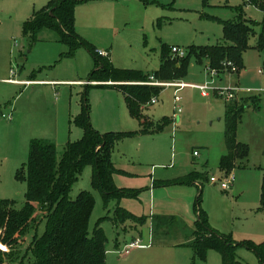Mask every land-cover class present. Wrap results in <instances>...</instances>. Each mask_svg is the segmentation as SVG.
<instances>
[{
  "label": "rangeland",
  "instance_id": "374dc122",
  "mask_svg": "<svg viewBox=\"0 0 264 264\" xmlns=\"http://www.w3.org/2000/svg\"><path fill=\"white\" fill-rule=\"evenodd\" d=\"M49 1L0 0V38H8L7 43L0 44V66L4 65L7 72L0 79H29L33 75L43 80L85 79L93 70V59L84 49H78L73 57H62L68 51L65 45L38 40L30 43L22 34L23 24ZM240 10L256 25L264 21L261 11L245 7L242 0H207L205 6L203 0H79L74 9V26L96 49L108 50L113 68L146 74L159 69L161 44L168 49L178 46L185 52L191 45L223 44L219 21L233 20ZM255 32L259 33V26ZM47 33L54 34L43 31L39 36ZM256 35L249 39L239 73L234 66L235 72L222 68L212 76L216 87H236L251 93L226 101L211 94L204 98L198 90L185 87L178 93L180 113L175 114L174 88L157 86L161 88L157 102L145 106L141 117L154 123L169 118L170 122L153 134H137L142 129L140 121L131 116L124 95L116 88L131 83L24 87L0 82V199L14 201L17 209L22 208L26 184L16 181L15 173L28 159L30 139L54 143L58 157L67 139L72 143L82 139L83 133L73 120L76 111L81 113L85 97L90 125L98 133H136L118 142L111 154L113 166L121 170L113 176L114 187L135 191V195L105 202L91 186V167L82 171L68 194L71 200L81 192L92 195L94 207L88 235L91 237L96 227L102 229L106 237L105 264H221L220 255L213 250L207 252L204 262L195 258L186 242L189 233L179 221L195 229L197 210L215 230L231 234L235 243L264 239V212L258 209L264 173V66L262 57L253 49ZM170 56L179 63L180 57ZM102 57L106 58V54ZM202 64L191 60L185 78L157 83L184 81L202 85L208 77ZM205 70L209 81L207 67ZM223 76V80H216ZM147 83L140 85L151 86ZM227 102L243 111L235 139L248 146L249 154L248 160L240 161L231 172L232 187L223 191L208 179L224 177L220 161L227 154ZM70 107L73 118L69 124ZM8 111L16 120L12 129L6 128L9 121L1 118V113L10 115ZM195 151L198 156H194ZM189 177L191 183H177ZM118 208L131 218L116 220ZM164 219L170 220V234L155 232L154 240H150L153 221ZM43 230L44 221L36 236ZM32 237V233L28 235L24 248ZM135 240L150 246L135 248L128 256L120 257L125 243ZM235 254L240 264H258L255 254L243 246Z\"/></svg>",
  "mask_w": 264,
  "mask_h": 264
},
{
  "label": "trees",
  "instance_id": "16d2710c",
  "mask_svg": "<svg viewBox=\"0 0 264 264\" xmlns=\"http://www.w3.org/2000/svg\"><path fill=\"white\" fill-rule=\"evenodd\" d=\"M79 0H51L38 13L31 16L22 27V34L30 43L38 40L42 31H51L59 43L68 51L62 57H73L78 49H84L94 61V70L87 78L89 83H139L118 85L124 94L131 116L138 119L141 130L137 134H153L163 130L169 122L166 119L154 123L141 117L142 107L159 93V87L141 86L140 83L170 82L182 80L187 74L191 60L219 72L223 64L232 63L238 70L243 68L242 56L248 50L249 39L256 35L253 49L263 59L264 66V21L255 24L247 19L242 10L230 21H219L222 27L223 44L187 47L179 63H174L170 55L171 48L162 46L160 68L152 74L140 71H124L113 68L108 58L98 55L96 48L81 38L75 31L74 9ZM207 0H203L206 5ZM243 5L252 6L264 14V0H244ZM171 59V60H170ZM133 87V88H131ZM134 89V90H132ZM81 113L73 120L83 137L75 143L68 142L58 157L56 147L45 141L33 139L29 142L28 159L15 173L16 181L26 184L24 203L17 209L16 203L0 199V264H105L106 237L99 227L92 236L88 235L89 219L94 207V199L88 192H81L73 200L68 194L72 185L78 180L86 167H91V186L98 191L105 202L109 198L120 199L123 196L136 194L132 190H117L112 182L118 170L111 162L115 146L124 137L135 132L98 133L89 122V106L84 97ZM234 104V103H233ZM226 147L227 154L221 158L220 169L224 175L231 173L240 161H246L249 148L235 139L238 124L243 111L225 104ZM192 179L194 176H191ZM181 180L177 183H191ZM264 212V173L261 182L260 207ZM131 218L120 208L116 220ZM44 221V230L36 236L37 228ZM32 239L24 248L29 234ZM193 241L189 243L194 257L205 261L209 250L216 251L221 264H240L235 250L243 246L253 252L258 264H264V242L255 244L252 241L235 243L230 235L219 234L210 227L201 210H197V220Z\"/></svg>",
  "mask_w": 264,
  "mask_h": 264
},
{
  "label": "crops",
  "instance_id": "0c3cea01",
  "mask_svg": "<svg viewBox=\"0 0 264 264\" xmlns=\"http://www.w3.org/2000/svg\"><path fill=\"white\" fill-rule=\"evenodd\" d=\"M244 0H242V3H244L243 2ZM245 7H252V6H249V5H246ZM256 9V8H255ZM236 16H237V14H236ZM235 16V17H236ZM234 17V18H235ZM247 19H249V18H247ZM43 32V31H42ZM41 33V32H40ZM53 33V32H52ZM81 38H83V39H85L86 41H88L89 43H91L89 40H87V38H84V37H82L78 32H76ZM8 38L7 37H1L0 38V44L2 43V42H6L7 43V40ZM38 41L39 42H45V43H48V44H53V45H59V44H61V43H59L58 42V40H57V38H56V36H55V34H51V33H47V34H44V36H39L38 35ZM94 47H95V45L93 44V43H91ZM162 46H166V45H162L161 44V47H160V65H161V48H162ZM175 47H177L178 48V46H175ZM96 48V47H95ZM96 50H98L97 52H102V53H104V54H106V58H108V60H109V53H108V50L106 49V48H98V49H96ZM2 51H3V49H1L0 50V54L2 55ZM66 53V52H65ZM258 53V52H257ZM62 54H64V53H62ZM259 55H260V53H259ZM261 56V55H260ZM262 57V56H261ZM93 64H94V61H93ZM159 65V66H160ZM202 66H203V71H204V73H206V75L209 77V75H208V73H207V71L205 70V67H206V65L205 64H202ZM94 68H95V66H94ZM94 68H93V70H94ZM160 68V67H159ZM92 70V71H93ZM91 71V72H92ZM157 70H155V71H152V72H150V73H146V74H152V73H154V72H156ZM141 72V71H140ZM7 75V72H6V69H5V66L3 65V66H0V76H6ZM89 75H90V73L89 74H87V76H86V78L85 79H82V78H80V77H78V78H72L71 77V80H59V79H49V80H43V79H38V78H36V77H34V75L32 76V77H30L29 79H24V78H19V79H7L6 77H4V78H2V79H0V82L1 83H3L4 85H22V86H24V87H26V86H35V87H51V86H56V85H60V86H69V87H80V86H90V85H101V83H89L87 80V78L89 77ZM34 77V78H33ZM207 77V80L205 81V79H204V81H203V84L202 85H204L205 83H207L208 82V78ZM225 76H223V77H220V78H218V79H216L217 81H221V80H223V78H224ZM216 80H215V83H216ZM181 83H184V84H188L187 82H184V81H180ZM164 83H166V82H164ZM131 84H134V83H131ZM123 85V84H122ZM102 86H109L108 84H106V85H102ZM114 86H116V85H114ZM155 87H157V86H155ZM161 88H163V86H161ZM186 89V88H185ZM191 89V88H190ZM193 89V88H192ZM118 90H120V89H118ZM195 90V89H194ZM197 90V89H196ZM121 91V90H120ZM199 91V90H198ZM122 92V91H121ZM179 93V92H178ZM199 93H200V91H199ZM123 94V93H122ZM174 94H175V88H174ZM124 95V94H123ZM200 95H201V93H200ZM247 95V94H246ZM177 96H178V94H177ZM202 96V95H201ZM179 97V96H178ZM203 97V96H202ZM153 98H156V97H153ZM152 98V99H153ZM216 98V97H215ZM151 99V100H152ZM150 100V101H151ZM156 102H157V98H156ZM179 102H180V98H179ZM179 102L177 103V105L179 104ZM153 105V104H151L150 102L149 103H147V104H145L144 105V107L145 106H147V105ZM174 105H176L175 103H174ZM179 106V105H178ZM144 107H142V109H144ZM10 111L12 112V110L10 109ZM11 112H9L8 111V114H10ZM173 112L176 114L177 113V111L176 110H174L173 109ZM141 113H143V112H141ZM72 111H71V107H70V109H69V111H68V115H67V119H68V122H69V124H70V120L73 118L72 117ZM80 114V111L78 112V111H76L75 112V118L78 116ZM2 116H4V117H2ZM18 117V116H17ZM1 118L2 119H6L7 120V122H8V124H6L5 126H6V128H8V129H12V127L15 125V119H13L12 120V114H10V115H7V114H4V113H1ZM146 118V117H145ZM17 119V118H16ZM165 119V118H164ZM163 120V119H162ZM168 122H170L169 121V118H167L166 119ZM171 121H173V120H171ZM174 122V121H173ZM42 125H43V123H42ZM42 128V132H45L44 131V125H43V127H41ZM61 129H59V131H60ZM52 133H53V131H52ZM33 139H39V138H33ZM33 139H30L29 140V142L31 141V140H33ZM39 140H42V141H44L43 139H39ZM68 142H71V141H69V139H67V141H66V143L63 145V146H65ZM48 143V142H47ZM238 143H240V142H238ZM51 144H53L55 147H56V145L54 144V143H51ZM242 144V143H241ZM196 152V151H195ZM197 156H198V154H197ZM248 160V159H247ZM117 169V168H116ZM118 170V169H117ZM121 170H118V172H120ZM117 174V173H116ZM210 178V177H209ZM209 180V179H208ZM212 185H214V184H212ZM232 187V186H231ZM150 190H151V188H150ZM259 207H260V201H259V206H258V209H259ZM164 218V217H163ZM158 221H159V223L160 224H158ZM167 220H156V222L155 221H153V223H152V229L150 230V233L151 234H149L148 235V238L150 239V240H154V235L156 234V233H158V232H161V233H163V234H170V220L168 221V222H166ZM179 221V220H178ZM183 226H184V229H186V230H188V233H189V235H188V238L186 239V242H188L187 244H189V243H191L192 241H193V232H195V229H189V228H187L181 221H179ZM210 225V224H209ZM211 227V226H210ZM212 229H213V231H215V232H217V233H219V234H224V235H230V234H225V233H223V232H220V231H218V230H215L213 227H211ZM156 232V233H155ZM140 242H141V240H139ZM252 242H254V241H252ZM262 242H264V239H262V240H260V241H258L257 243H255V244H260V243H262ZM131 242H129V243H125L126 245H128V244H130ZM144 247L142 248V249H145L146 247L148 248L150 245H143ZM125 256H128V255H121L120 257H125Z\"/></svg>",
  "mask_w": 264,
  "mask_h": 264
},
{
  "label": "built area",
  "instance_id": "2783aa9c",
  "mask_svg": "<svg viewBox=\"0 0 264 264\" xmlns=\"http://www.w3.org/2000/svg\"><path fill=\"white\" fill-rule=\"evenodd\" d=\"M171 53L174 55H177L179 57H183L184 56V50L177 48V47H171ZM98 55L100 56H104L105 54L102 52H98ZM224 68H229L231 72H235L236 68L234 67V65L230 62L223 64ZM211 79L205 83L204 85H188V84H184V83H170V84H159L157 82H148V85L151 86H170L175 88V94H174V103L176 105H174V110L177 111V113H180V107L177 105V103L179 102V97L177 96L178 92H180L182 89H184L185 87H190L193 89H197L200 91L201 95L204 98H208L211 95H215L217 98H221V99H225L226 101H232L234 100L238 95L240 94H248L251 93L249 90H241L239 88H225V87H216L214 86V79L213 77L216 76L217 72L215 70H211L209 68H207ZM213 76V77H212ZM151 104H155L156 103V98H153L150 101ZM4 117V116H2ZM197 152H194V156H197ZM233 175L231 173L224 175L223 178H215L214 176H211L209 178V182L211 184L214 185H219L220 188L223 191H227L230 189V187L233 184ZM144 246L140 244L139 240H135L133 242H131L129 245L125 246L124 250H123V254L127 255L131 250L135 249V248H143ZM0 248L3 249V247L0 245Z\"/></svg>",
  "mask_w": 264,
  "mask_h": 264
}]
</instances>
